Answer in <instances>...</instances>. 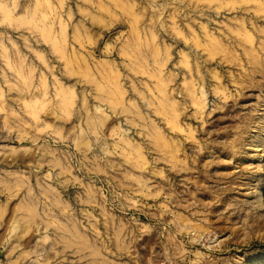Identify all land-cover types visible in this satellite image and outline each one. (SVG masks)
I'll use <instances>...</instances> for the list:
<instances>
[{
	"label": "rangeland",
	"instance_id": "374dc122",
	"mask_svg": "<svg viewBox=\"0 0 264 264\" xmlns=\"http://www.w3.org/2000/svg\"><path fill=\"white\" fill-rule=\"evenodd\" d=\"M0 264H264V0H0Z\"/></svg>",
	"mask_w": 264,
	"mask_h": 264
}]
</instances>
